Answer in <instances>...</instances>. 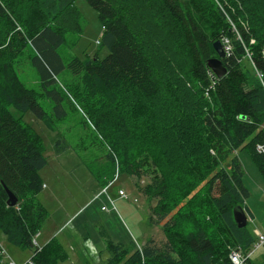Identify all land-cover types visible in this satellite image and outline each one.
<instances>
[{"label":"trees","instance_id":"16d2710c","mask_svg":"<svg viewBox=\"0 0 264 264\" xmlns=\"http://www.w3.org/2000/svg\"><path fill=\"white\" fill-rule=\"evenodd\" d=\"M87 1L102 22L97 42L108 50L103 59L86 55L64 60L60 53L72 33L78 37L83 29L76 0H0V236L8 244L32 251L29 259L18 263L0 239V264H10L7 255L15 264H60L70 258L56 236L42 245L37 241L48 217L38 199L45 185L40 172L48 162V144L25 117L31 112L35 120L54 130L58 118H66L69 108L79 106L80 120L92 129V145L96 147L98 136L106 151L108 168H98V175L110 176L104 189L124 175L141 193L145 189L150 224L166 220L161 225L166 239L158 243L151 238L142 246L134 240L111 239L103 230L110 252L107 264H225L239 246L251 250L258 237L249 221L238 227L234 210L242 208L254 216L247 205L251 188L244 151L258 167L264 191V152L257 149L264 146L260 5L243 0L245 8L237 9V16L225 0L224 6L212 10L196 0H159L178 21L180 32L164 41V53L152 54L155 41L149 37V22L134 13L141 3ZM223 38L230 39L232 51L222 59L228 72L219 78L208 61L219 57L214 44ZM170 39L189 59L184 69L174 64L170 68ZM26 67L34 70L36 85L23 79ZM65 74L73 82L66 81L63 87L60 77ZM70 86L86 94L79 99L82 105L71 98ZM194 88L206 97L193 104ZM185 91L190 93L188 99ZM122 106L129 115L122 113ZM184 112L201 122L208 147L202 160L187 154L190 124ZM114 117V125H108ZM69 147L64 138L55 143L56 151ZM178 152L185 153V159L183 154L178 159ZM194 161L200 165L194 169L198 175L208 174L207 201L185 198L190 178L183 174L198 165ZM170 162L176 171L162 166ZM163 170L176 179L160 174ZM201 181L195 179L191 185L197 188ZM7 189L18 198L14 206L8 203ZM249 264H255L252 258Z\"/></svg>","mask_w":264,"mask_h":264},{"label":"rangeland","instance_id":"374dc122","mask_svg":"<svg viewBox=\"0 0 264 264\" xmlns=\"http://www.w3.org/2000/svg\"><path fill=\"white\" fill-rule=\"evenodd\" d=\"M135 1L138 5L141 3L140 9L134 12L135 15L141 16L144 22H149V37L155 41L150 49L152 54L164 53L165 51H163L164 48L162 47L164 46V41L173 35H179L178 21L159 0ZM196 1L202 8L207 10L220 7V5L224 6L222 0ZM225 1L230 7L232 6L234 13L237 12V9L240 10V7H244L243 0ZM246 1L247 3L258 2L264 12V0ZM76 6L83 17V29L78 37H76L77 33H72L68 42L60 49V53L64 60L74 56L85 57L86 55H97L101 59L105 58L108 55V50L97 44V40L101 39V33L103 32L99 14L87 0H76ZM238 13L239 11L237 16ZM247 26L249 28V25ZM170 40L171 46L168 47V55L172 56L170 68L174 64L175 67L184 69L185 61H189V59L184 57L183 52L179 51L178 44L172 39ZM165 57L167 56L165 55ZM158 61L162 63L161 60ZM176 74L179 78L181 77L178 71H176ZM21 75L27 84L36 85L37 79L32 68L26 67L21 72ZM170 78L174 79V76L172 75ZM66 81L73 82V78L69 74L60 77L61 86L64 87ZM196 82L195 80L194 83ZM69 88L70 91L68 92L71 98L82 105L79 99L86 96L83 90H78L73 86ZM185 89L186 85L183 86V90ZM184 94L185 98L188 99L190 96L189 91H185ZM192 94L194 96L193 104L202 97H206V95L199 93L195 88ZM81 110L79 107L69 108L66 118H58L55 121L54 130L47 128L42 121L35 120L30 115L31 112H28L25 117L28 122L33 124L34 128L36 127L44 135V139L48 144L46 154L48 162L46 167L40 172L45 182V187L38 195L39 201L48 210V217L37 241L38 244L42 245L56 236L70 255L67 261L60 264H107L106 261L110 257V252L105 247L107 236L102 234L103 230L108 232L111 239L127 242L134 240L137 245L142 246L151 238H154L158 243L166 239L161 228V225L166 220L160 224L156 222L155 225L150 224L148 219L149 209L146 195L144 194L145 189L144 193L143 191L141 193V190L134 188L127 182L124 175L104 189L105 181L110 179V176L108 173L98 175V168L103 166L102 170L108 168V161L104 157L106 151L103 149L98 136H96L95 141L96 147L92 145L91 142L94 135L89 127L90 124L88 123L89 126L85 125L84 121L80 120L83 114ZM122 113L129 115L130 111L126 106H122ZM184 116L187 124H190V133L186 143L191 145L187 154L194 155L198 160H202L205 154L204 151L208 147L205 146L200 132L201 122L196 117L188 118L185 112ZM114 123L115 117L109 121L108 125H114ZM60 138L67 139L70 146L68 149L62 150L59 148L56 151L55 143ZM182 138H185V136L183 135ZM211 152L214 153L213 150ZM180 154H183L185 159V153L181 152L177 153L178 159ZM242 155L246 158L244 159V165L247 172V184L251 188V195L247 200V205L254 212L253 217L247 213L249 217L248 226L255 232V227L263 228L264 191L262 189L263 185L259 183L262 177L249 152L244 151ZM171 157H174V153L171 154ZM194 163L198 162L194 161ZM162 166L171 172L176 171L171 162L169 166ZM199 167L198 163L193 169H185L183 174L190 178L187 182L189 185L185 197L186 201L189 199L192 201H207L206 197L210 196L206 185L208 174L198 175L194 169ZM163 173L171 177L172 181L176 179L174 174H169L166 170L160 172V174ZM195 179L202 180L197 188L191 185ZM141 183L144 186V180ZM180 184L181 186L183 185L182 182ZM121 189L125 193H122ZM0 239L3 241H1L2 245L7 248L18 263H23L32 256L31 250L8 244L2 235ZM7 257L11 259L10 255H7ZM252 260L255 264L264 262V246L254 253ZM11 262L14 261L12 260Z\"/></svg>","mask_w":264,"mask_h":264},{"label":"water","instance_id":"95a60500","mask_svg":"<svg viewBox=\"0 0 264 264\" xmlns=\"http://www.w3.org/2000/svg\"><path fill=\"white\" fill-rule=\"evenodd\" d=\"M215 50L218 53L219 57L210 58L208 61V65L211 70L215 73V75L219 78L225 76L228 72L226 66H224L222 59L226 57V53L224 51L223 45L221 41H217L214 44ZM9 194L8 203L12 206L16 205L18 202L17 196L7 189ZM234 219L238 225V227L243 228L248 224V215L242 208H238L234 210Z\"/></svg>","mask_w":264,"mask_h":264},{"label":"built area","instance_id":"2783aa9c","mask_svg":"<svg viewBox=\"0 0 264 264\" xmlns=\"http://www.w3.org/2000/svg\"><path fill=\"white\" fill-rule=\"evenodd\" d=\"M222 44L227 54H230L232 51V45L229 38H223ZM253 42V41H252ZM249 54V53H248ZM261 75V74H260ZM257 149L259 152H264V146L258 145ZM122 193H125L121 190ZM256 236L258 240L252 246L251 250L245 251L242 247H238L234 249L225 264H249V260L253 257L254 253L262 246H264V226L261 229L255 230ZM10 264H14V262H10Z\"/></svg>","mask_w":264,"mask_h":264},{"label":"clouds","instance_id":"9594fccd","mask_svg":"<svg viewBox=\"0 0 264 264\" xmlns=\"http://www.w3.org/2000/svg\"><path fill=\"white\" fill-rule=\"evenodd\" d=\"M100 43V41L99 42H97V44H99ZM79 108H80V106H79ZM44 187H45V185H44ZM122 190V189H121ZM122 191H124V190H122ZM125 192V191H124ZM248 221H249V217H248ZM256 229H261V228H259V227H255V230Z\"/></svg>","mask_w":264,"mask_h":264},{"label":"bare ground","instance_id":"6f19581e","mask_svg":"<svg viewBox=\"0 0 264 264\" xmlns=\"http://www.w3.org/2000/svg\"><path fill=\"white\" fill-rule=\"evenodd\" d=\"M223 48H224V46H223ZM224 51H225V49H224ZM225 53H226V51H225ZM226 55H227V53H226ZM3 255H4V254H3ZM5 255H6V254H5ZM10 260H11V259H9L8 262H9ZM11 261H12V260H11ZM11 261H10V262H11ZM14 264H15V263H14Z\"/></svg>","mask_w":264,"mask_h":264},{"label":"crops","instance_id":"0c3cea01","mask_svg":"<svg viewBox=\"0 0 264 264\" xmlns=\"http://www.w3.org/2000/svg\"><path fill=\"white\" fill-rule=\"evenodd\" d=\"M251 211H252V210H251ZM263 219H264V216H263ZM263 219H262V220H263Z\"/></svg>","mask_w":264,"mask_h":264}]
</instances>
